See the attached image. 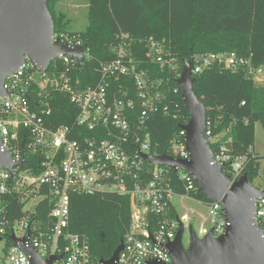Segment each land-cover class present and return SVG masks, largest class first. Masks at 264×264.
Returning a JSON list of instances; mask_svg holds the SVG:
<instances>
[{
  "label": "built area",
  "instance_id": "2783aa9c",
  "mask_svg": "<svg viewBox=\"0 0 264 264\" xmlns=\"http://www.w3.org/2000/svg\"><path fill=\"white\" fill-rule=\"evenodd\" d=\"M56 40L61 45L84 47L80 59L62 53L43 69L26 55L24 63L2 85L1 151H8L14 162H22L14 165L13 171L7 166L0 168V240L5 241L0 264L31 263V256L14 243L12 234L19 239L27 236L26 246L35 249L43 260L63 255L52 264H99L100 261L94 262L87 237L69 229L72 194L114 193L128 197L130 221L114 264H145L150 259L171 264L172 258L162 245L176 237L180 221L188 235L191 225L200 238L211 229L216 236L224 233L229 222L221 200L196 198L192 193L199 187L190 172L153 164L144 157L156 155L151 148L150 117L161 111L176 116L183 109L182 104L170 99L171 95L179 94L178 87L143 68L136 50L138 43L146 51L147 62L172 75L177 58L166 41L120 32L113 45L116 57L96 68L99 73L96 83L83 86L76 72L82 71L90 60L89 48L80 34L55 30L53 41ZM192 60L194 77L218 66L242 70L246 77L264 81V65H255L252 55L209 53ZM57 94L67 97L75 108L70 125H51ZM207 128L206 137L211 136ZM170 146L171 156L189 159L186 130L180 128ZM212 150L211 164H227L224 171L232 183L245 173L246 155H234L221 141ZM30 155L39 157L37 171L34 167L21 168ZM168 169L185 186V193L174 191ZM12 191L21 194L28 215L10 222L1 197ZM174 197H180L182 202L196 201L207 211L201 213L184 206L183 214L172 215L171 209L176 208ZM33 199L36 202L30 206ZM41 201L50 206L43 218L36 215V206ZM254 201V220L264 233V196ZM194 216L198 218L197 227Z\"/></svg>",
  "mask_w": 264,
  "mask_h": 264
},
{
  "label": "trees",
  "instance_id": "16d2710c",
  "mask_svg": "<svg viewBox=\"0 0 264 264\" xmlns=\"http://www.w3.org/2000/svg\"><path fill=\"white\" fill-rule=\"evenodd\" d=\"M64 1L48 0L47 5L55 30L80 34L89 48L90 60L82 71L76 72L83 86L96 83L99 77L96 68L116 57L113 45L120 32L136 38L165 40L177 58L176 69L171 75L147 62L146 51L136 43L137 54L143 61L141 66L149 69L154 77H163L170 86L178 87L179 94L171 95L170 99L183 106L176 116L161 111L150 117L148 129L152 152L156 155L172 154V138L180 132V126L190 120L178 83L187 61L202 54L235 52L239 56L252 55L255 65H264V0H84L88 23L80 31L69 28L71 21L59 7ZM193 90L206 105L207 129L213 138L211 147L221 141L234 155H246L245 172L255 185L261 165L253 147L256 123L260 122L264 127V83H256L242 70L214 66L195 76ZM56 97L51 125L72 124L74 106L62 94ZM38 162L37 155H30L21 168L34 167L37 171ZM168 172L174 191L185 193V186L178 181L174 171L168 169ZM192 194L209 201L199 189ZM1 198L10 222L28 215L19 192L12 191ZM36 209V215L43 218L50 206L41 201ZM176 213L173 207L171 214ZM129 221L128 197L114 193L71 195L69 229L87 237L95 263L113 255L124 240Z\"/></svg>",
  "mask_w": 264,
  "mask_h": 264
},
{
  "label": "water",
  "instance_id": "95a60500",
  "mask_svg": "<svg viewBox=\"0 0 264 264\" xmlns=\"http://www.w3.org/2000/svg\"><path fill=\"white\" fill-rule=\"evenodd\" d=\"M47 3L48 0H0V93H3L5 78L19 69L26 55L43 69H47L50 62L62 53L80 59L84 47H71L53 41L55 22ZM193 65V60L187 61L178 79L184 106L190 113L188 123L180 126L186 130L189 159L153 154H144V157L153 164L190 172L209 201L221 200L229 225L221 235L216 236L211 229L203 238L191 225L189 244L185 246V227L180 221L176 237L162 247L170 254L171 264H264V233L254 220V200L264 196V188L254 185L246 172L232 183L230 175L224 171L227 164H211L213 138L204 135L207 111L205 103L193 90ZM21 162H14L8 151H1L0 143V168L7 166L13 171V166ZM11 239L31 256L30 264H52L63 256L43 260L35 249L26 246L27 236L19 239L12 234ZM122 248L123 240L113 255L109 259H101L99 264H114ZM145 264L166 263L150 259Z\"/></svg>",
  "mask_w": 264,
  "mask_h": 264
},
{
  "label": "rangeland",
  "instance_id": "374dc122",
  "mask_svg": "<svg viewBox=\"0 0 264 264\" xmlns=\"http://www.w3.org/2000/svg\"><path fill=\"white\" fill-rule=\"evenodd\" d=\"M59 7L63 9V11L66 13L67 17L70 19V25L69 28L73 31H80L86 28L88 19H87V5L84 0H65L62 3H59ZM256 83H264L260 81H255ZM253 149L259 156V162H260V171L259 176L255 178L254 183L259 188H264V127L260 122L256 123L255 127V144ZM36 200L33 199L29 202V205L35 204ZM173 203L176 206L178 214H183L185 212V207L187 206L191 208L194 211H199L206 213L207 209L200 203L185 199L184 202L181 201L180 197H174ZM194 224L197 227L199 225L198 218L194 216ZM183 242L185 246L189 244V235L186 231L184 233ZM5 241L0 240V255L2 254V247H4Z\"/></svg>",
  "mask_w": 264,
  "mask_h": 264
}]
</instances>
